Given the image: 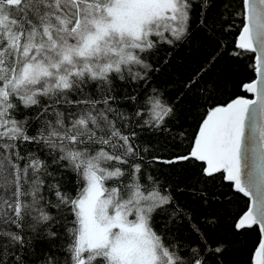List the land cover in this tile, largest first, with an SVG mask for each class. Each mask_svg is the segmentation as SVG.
<instances>
[{
  "label": "snow or ice",
  "instance_id": "6c2138e0",
  "mask_svg": "<svg viewBox=\"0 0 264 264\" xmlns=\"http://www.w3.org/2000/svg\"><path fill=\"white\" fill-rule=\"evenodd\" d=\"M229 252L264 264V0H0V264Z\"/></svg>",
  "mask_w": 264,
  "mask_h": 264
},
{
  "label": "trees",
  "instance_id": "16d2710c",
  "mask_svg": "<svg viewBox=\"0 0 264 264\" xmlns=\"http://www.w3.org/2000/svg\"><path fill=\"white\" fill-rule=\"evenodd\" d=\"M237 24H239V18H237ZM205 54L206 53L204 52L203 48L197 49L195 48V46L192 50L182 48L179 52L175 54V61H174V66L172 67V71L173 72L189 71L191 68L198 66L199 62L203 59ZM245 55L247 59L241 61L240 67L244 75H246L247 77H252L254 76V73H252L245 66L247 63L251 61V59L254 57L255 54L246 53ZM179 200L182 203L191 204L190 195L187 193L179 196ZM232 200L233 203L231 205V210L233 212L245 210L246 205L249 202L248 197H244L242 194H234ZM255 235H256L255 232L250 233L252 239H255ZM225 260H226V264H244L246 257L239 252H229L228 254H226Z\"/></svg>",
  "mask_w": 264,
  "mask_h": 264
},
{
  "label": "water",
  "instance_id": "95a60500",
  "mask_svg": "<svg viewBox=\"0 0 264 264\" xmlns=\"http://www.w3.org/2000/svg\"><path fill=\"white\" fill-rule=\"evenodd\" d=\"M247 131H248V129H246V132ZM253 138L255 139V134H254V137ZM255 147L258 149V142L256 143ZM248 199L250 200L251 198H248Z\"/></svg>",
  "mask_w": 264,
  "mask_h": 264
}]
</instances>
